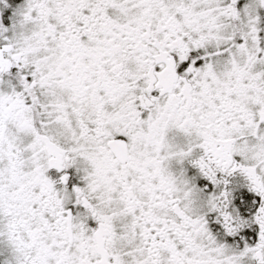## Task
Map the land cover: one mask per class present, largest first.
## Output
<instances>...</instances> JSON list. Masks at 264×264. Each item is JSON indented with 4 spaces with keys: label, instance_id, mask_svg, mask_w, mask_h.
<instances>
[{
    "label": "snow or ice",
    "instance_id": "obj_1",
    "mask_svg": "<svg viewBox=\"0 0 264 264\" xmlns=\"http://www.w3.org/2000/svg\"><path fill=\"white\" fill-rule=\"evenodd\" d=\"M0 264H264V0H0Z\"/></svg>",
    "mask_w": 264,
    "mask_h": 264
}]
</instances>
